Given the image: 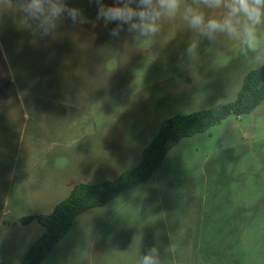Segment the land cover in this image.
I'll return each mask as SVG.
<instances>
[{"label":"rangeland","instance_id":"rangeland-1","mask_svg":"<svg viewBox=\"0 0 264 264\" xmlns=\"http://www.w3.org/2000/svg\"><path fill=\"white\" fill-rule=\"evenodd\" d=\"M68 4L83 18L47 36L16 0L0 5V263L22 264L45 233L21 218L136 168L164 120L233 102L256 69L239 41L199 37L179 13L136 42L110 37L91 0ZM153 246L164 264H264V101L183 139L149 180L78 216L43 264H138Z\"/></svg>","mask_w":264,"mask_h":264},{"label":"clouds","instance_id":"clouds-1","mask_svg":"<svg viewBox=\"0 0 264 264\" xmlns=\"http://www.w3.org/2000/svg\"><path fill=\"white\" fill-rule=\"evenodd\" d=\"M96 5V20L114 24L109 36L116 39L126 31L136 42L157 35L166 19L179 13L188 28L208 41L220 36L240 42L247 63L264 68V0H91ZM0 5L13 7V0H0ZM19 11L41 35H54L64 21L73 25L83 18L81 9L68 0H16ZM199 41L186 48L187 68L196 76ZM138 264H164L157 247L139 257Z\"/></svg>","mask_w":264,"mask_h":264},{"label":"trees","instance_id":"trees-1","mask_svg":"<svg viewBox=\"0 0 264 264\" xmlns=\"http://www.w3.org/2000/svg\"><path fill=\"white\" fill-rule=\"evenodd\" d=\"M263 101L264 68H257L245 75L237 98L233 102L164 120L158 135L145 148L142 162L136 168L123 172L115 181L78 184L69 197L59 203L51 214L21 218L22 224L38 222L45 228V233L30 248L22 264H43L70 232L78 216L109 204L126 191L149 180L162 166L167 154L183 139L205 133L232 115H249Z\"/></svg>","mask_w":264,"mask_h":264},{"label":"crops","instance_id":"crops-1","mask_svg":"<svg viewBox=\"0 0 264 264\" xmlns=\"http://www.w3.org/2000/svg\"><path fill=\"white\" fill-rule=\"evenodd\" d=\"M257 69V68H256ZM251 71V70H250ZM247 74V73H246ZM245 77V76H244ZM81 183H86V184H88L89 182H81Z\"/></svg>","mask_w":264,"mask_h":264}]
</instances>
